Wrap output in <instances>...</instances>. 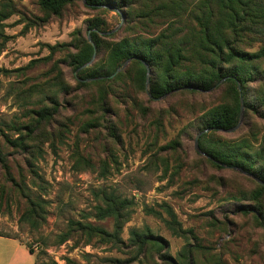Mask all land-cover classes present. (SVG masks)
Wrapping results in <instances>:
<instances>
[{
    "label": "rangeland",
    "instance_id": "1",
    "mask_svg": "<svg viewBox=\"0 0 264 264\" xmlns=\"http://www.w3.org/2000/svg\"><path fill=\"white\" fill-rule=\"evenodd\" d=\"M1 1L16 12L0 18V149L7 164L0 162V235L17 240L0 236V264H168L161 254L178 261L186 245L197 243L205 249L194 251V264H264L259 181L214 165L196 148L206 112L232 99L231 86L154 98L153 71L143 84L137 63L85 85L70 65L96 18L109 31L92 61L102 72L114 42L175 32L177 23L135 16L161 0H132L133 15L86 0H72L60 15L40 0ZM249 37L238 47L258 52L261 42ZM250 67L257 72L245 84L241 123L213 137L246 141L250 153L262 151L263 164L264 57ZM41 108L50 109L49 119L40 117ZM106 194L129 201L119 233L125 246L81 228L114 231V218L95 216ZM32 200L42 207L33 223L26 219ZM170 221L191 232L177 235ZM131 229L160 237L164 247L139 253L130 246Z\"/></svg>",
    "mask_w": 264,
    "mask_h": 264
},
{
    "label": "trees",
    "instance_id": "2",
    "mask_svg": "<svg viewBox=\"0 0 264 264\" xmlns=\"http://www.w3.org/2000/svg\"><path fill=\"white\" fill-rule=\"evenodd\" d=\"M71 1L40 0V4L45 11L60 15L64 7ZM0 4L2 7L0 10L1 19L16 12L11 2L1 1ZM86 4L94 8H100L103 5L112 6V9L119 11L121 15H133L137 10L136 2L132 0H119V2L116 0H86ZM132 6H134L133 12L127 9ZM144 10L140 15L136 14L135 16L151 15L153 18L170 23V27L177 23L176 31L168 34L162 32L157 36L149 37H125L114 42L107 55L106 71H100L102 68L91 63L80 70V73L83 74L80 84L85 85L87 82L85 79L97 76L102 78H98V81L105 80L103 76L116 72L127 59L139 65L138 76L143 84L147 73L144 61L149 65L153 71L152 74H154L151 77L152 87L149 94L154 98L176 91L210 93L223 83H228L231 86L233 97L229 102L214 106L206 112L204 125L201 129V131H206L200 135L199 146L214 165L220 168L238 166L251 173L252 177L262 180V182H258V195H263L264 163L260 164L263 161L262 151L250 153L247 151L249 145L246 141L229 142L222 138H214L213 134L231 132L239 123L241 98L245 94V84L257 72L254 71L255 68L250 67V64L264 57V0H202L197 3H189L188 0H161L154 9L150 10L146 6ZM103 24V19H94L88 26L89 37L85 40L84 45L70 55V65L74 66L76 70L89 62L96 52V48H99L102 34L107 32ZM250 35L262 44L258 52L251 53L238 47V43L242 40L252 39L249 37ZM34 62L31 61L29 65ZM38 114L42 119H49L51 116L48 108H41ZM14 142L19 147L24 144L20 139ZM2 152L0 149V162L7 166ZM103 202L104 205H96L95 216L99 219L114 218V231L110 232L91 224H80L81 228L90 233L99 234L108 242H113V245L125 246L119 233L124 223L129 201L106 194L103 197ZM30 204L32 208L26 219L33 223L38 215V210H42V207L37 200H32ZM259 208L263 221H260L259 218L258 220L264 227V204H260ZM168 212L174 216L171 209H168ZM170 226L180 236L191 232L182 229L180 225L175 226L172 221H170ZM130 234V246L134 249L137 248L139 253L147 254L149 250L160 252L165 245L164 240L148 232L131 229ZM11 238L17 239V237ZM19 241L26 245L31 254H34V250L28 243ZM203 249L205 247L198 243L188 244L180 252L178 261L166 254H161V258L168 264H194V251ZM35 264H38L37 261Z\"/></svg>",
    "mask_w": 264,
    "mask_h": 264
},
{
    "label": "water",
    "instance_id": "3",
    "mask_svg": "<svg viewBox=\"0 0 264 264\" xmlns=\"http://www.w3.org/2000/svg\"><path fill=\"white\" fill-rule=\"evenodd\" d=\"M103 6H107V5H103ZM107 7L113 8L112 6H107ZM106 33H109V31H107ZM94 57H95V53L93 54L91 60H90L89 62H87L86 64H84L83 66H81L79 69H77V71H78V70H81L82 68H84V67H86V66H88V65H90V64L92 63ZM129 60H130V59H127V60L124 62V64H123L122 67H124V66L129 62ZM144 64H145V67H146V69H147V73H146V84L149 85V83H150V72H151V69H150L149 65H148L145 61H144ZM122 67H121V68H118L117 71H119L120 69H122ZM117 71H116V72H117ZM98 78H101V77H100V76H97V77L87 78V79H85V81H90V80H94V79H98ZM242 115H243V101H242V98H241L240 120H239V123L233 128V130L236 129V128L239 126V124L241 123ZM204 131H206V130L201 131V132L197 135V137H196V148H197V150L200 151L203 155L208 156L205 152H203V151L200 149V146H199V144H198L199 136H200L201 133L204 132ZM232 168H233V169H237V170H239V171H241V172H243V173H245V174L251 175V173H249V172L243 170L242 168H240V167H238V166H232ZM251 176H252V175H251ZM257 180L260 181V182H262V180H260V179H258V178H257Z\"/></svg>",
    "mask_w": 264,
    "mask_h": 264
},
{
    "label": "crops",
    "instance_id": "4",
    "mask_svg": "<svg viewBox=\"0 0 264 264\" xmlns=\"http://www.w3.org/2000/svg\"><path fill=\"white\" fill-rule=\"evenodd\" d=\"M9 238H11V237H9ZM17 240V239H16ZM23 244V243H22ZM25 245V244H24ZM26 246V245H25ZM28 249V248H27ZM31 254V253H30ZM30 264V263H29Z\"/></svg>",
    "mask_w": 264,
    "mask_h": 264
}]
</instances>
